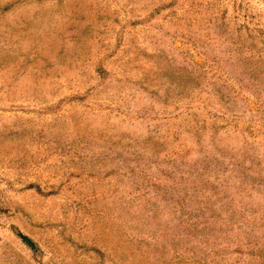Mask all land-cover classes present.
I'll return each mask as SVG.
<instances>
[{"label":"rangeland","instance_id":"1","mask_svg":"<svg viewBox=\"0 0 264 264\" xmlns=\"http://www.w3.org/2000/svg\"><path fill=\"white\" fill-rule=\"evenodd\" d=\"M0 264H264V0H0Z\"/></svg>","mask_w":264,"mask_h":264},{"label":"trees","instance_id":"2","mask_svg":"<svg viewBox=\"0 0 264 264\" xmlns=\"http://www.w3.org/2000/svg\"><path fill=\"white\" fill-rule=\"evenodd\" d=\"M192 118H193V122L195 123V125H198L199 122H201L199 119H196V116L194 114H192ZM25 240L29 242V239L27 237Z\"/></svg>","mask_w":264,"mask_h":264},{"label":"water","instance_id":"3","mask_svg":"<svg viewBox=\"0 0 264 264\" xmlns=\"http://www.w3.org/2000/svg\"><path fill=\"white\" fill-rule=\"evenodd\" d=\"M22 237L24 238V239H26V236L25 235H22ZM30 243V242H29Z\"/></svg>","mask_w":264,"mask_h":264}]
</instances>
